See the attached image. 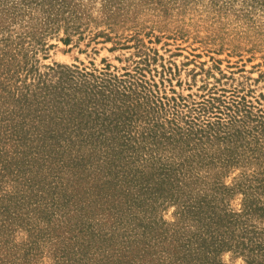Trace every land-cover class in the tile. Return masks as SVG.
I'll use <instances>...</instances> for the list:
<instances>
[{"label":"rangeland","instance_id":"374dc122","mask_svg":"<svg viewBox=\"0 0 264 264\" xmlns=\"http://www.w3.org/2000/svg\"><path fill=\"white\" fill-rule=\"evenodd\" d=\"M39 90L63 114L75 93L85 110L37 147L34 174L10 124ZM82 135L102 140L70 148ZM76 168L120 194L102 251L87 252L97 264L127 240L152 245L150 264H264V0H0V221L30 212L3 240H34L36 264H70L55 252L70 230L100 228L77 209Z\"/></svg>","mask_w":264,"mask_h":264},{"label":"trees","instance_id":"16d2710c","mask_svg":"<svg viewBox=\"0 0 264 264\" xmlns=\"http://www.w3.org/2000/svg\"><path fill=\"white\" fill-rule=\"evenodd\" d=\"M23 98L24 100L17 111V115L19 117L17 124L15 122L10 124V126L11 129H14L18 126V129H22L20 134L13 133L18 136L16 137V143L19 145L28 146V150L26 151L17 150L18 154L23 157L25 161L24 165L26 170L23 171L29 173L35 172L34 174H37L38 172L35 170V167H37L39 161L44 162L38 156L37 147L41 145L56 146L60 143L61 139L66 140L63 138L65 132H60L58 127L68 130V125L70 124V131H73L76 126H78L77 128H81L83 121L80 118L84 115L85 100L77 97V94L75 93V95L71 97V100H74V102L72 105H70V112L63 114V112L55 110L57 100L50 93L47 98L46 94H43V92L39 90L35 91L32 99L28 98L26 95ZM18 101L21 102L22 100L20 99ZM34 121H37L38 123L35 124ZM104 125L105 124L103 122L100 128H104ZM31 127H34V130L38 133L37 144H34L36 139H31L29 137V128ZM42 132H44L45 136L41 135ZM92 136L94 138H92ZM92 136L86 137L82 135L78 139H74V137L70 136L69 147H73L78 141L81 146H93L96 144V142H100V140H102V137L100 136ZM103 139L105 140L107 138ZM29 140L33 142L27 144L29 143ZM74 173H79L78 175L81 177V179H85V177L81 176L82 173L80 172L79 168H76ZM91 177L92 183L90 181L87 182V179L84 181L76 180V183L72 184V186L75 188L74 191L77 195L75 200H83L84 202V205L79 204L77 206L81 216L93 217L97 215L100 221V228H94L91 223L86 224L85 221H79L77 222V231L74 232V230H70V236H66L67 239H70V250H67V247H64L55 251L56 256L59 258H64L66 254H68L69 258L67 259L66 257V259L70 261V264H75L76 262L79 264L98 263L97 261L99 258H97L95 254L90 256L87 254V252H91L90 250L92 249H95L94 252L102 251L103 245H98V241L101 240L97 241L95 239H100L101 237L103 238L105 235L109 234L111 230H109L108 225L113 223V220L116 219L115 214L118 213V211H115L114 213L108 210L115 207V205L116 207L119 206V204H113V200H117L120 197V194H118V196L108 186V184L112 183L111 180L107 179L103 182H99V180L93 181V176ZM25 186H27L28 190H33L35 187H40L31 175L25 177ZM42 190L43 189H41V191ZM91 195L95 196L92 201H90ZM22 204H24L23 198L20 199V205ZM50 205L54 208L58 206L55 201H52ZM53 212L55 213L54 210ZM16 218H20L22 221L32 225V221H30V218H32V216H30V212L25 211L22 208H18V205L15 206V209L12 213L5 214L3 221H0V264H36L34 260L39 252L38 247L36 246L37 243L35 244L34 240L29 242L30 245L27 246L25 252H22L21 250L19 251L17 248L14 250V248H11L8 243L3 240L4 236L6 235V231L12 228ZM58 224L60 225V223ZM71 224L72 222L70 220V227ZM30 230L31 235H33L34 238L37 237V240L43 237V231L38 226L36 228H31ZM50 236L54 237L55 234H50ZM86 240H88L87 244L84 243ZM127 241L128 242L126 245L110 248V254L107 255L105 264H150L149 261H151L152 258L148 259V257L152 256L153 254L152 245L149 243H144L142 245L135 244V246H133L134 242L131 240ZM26 256L29 257L28 260L25 258ZM78 256L79 259L77 258ZM177 259H179V257H177ZM173 262L174 264H177L175 261Z\"/></svg>","mask_w":264,"mask_h":264}]
</instances>
